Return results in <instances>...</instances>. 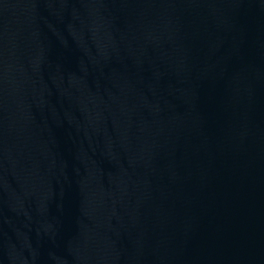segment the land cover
<instances>
[{
  "label": "water",
  "instance_id": "1",
  "mask_svg": "<svg viewBox=\"0 0 264 264\" xmlns=\"http://www.w3.org/2000/svg\"><path fill=\"white\" fill-rule=\"evenodd\" d=\"M252 264H264V236Z\"/></svg>",
  "mask_w": 264,
  "mask_h": 264
}]
</instances>
